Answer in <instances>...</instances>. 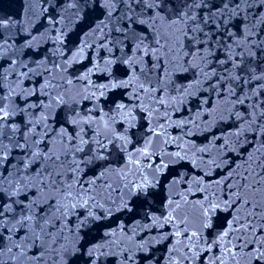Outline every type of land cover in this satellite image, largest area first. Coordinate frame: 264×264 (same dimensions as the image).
Here are the masks:
<instances>
[{
	"label": "snow or ice",
	"instance_id": "snow-or-ice-1",
	"mask_svg": "<svg viewBox=\"0 0 264 264\" xmlns=\"http://www.w3.org/2000/svg\"><path fill=\"white\" fill-rule=\"evenodd\" d=\"M21 10L0 14V264H264V0Z\"/></svg>",
	"mask_w": 264,
	"mask_h": 264
},
{
	"label": "water",
	"instance_id": "water-1",
	"mask_svg": "<svg viewBox=\"0 0 264 264\" xmlns=\"http://www.w3.org/2000/svg\"><path fill=\"white\" fill-rule=\"evenodd\" d=\"M23 0H0V8L3 9L0 14L8 13L13 17H16L18 14H22L21 5Z\"/></svg>",
	"mask_w": 264,
	"mask_h": 264
}]
</instances>
